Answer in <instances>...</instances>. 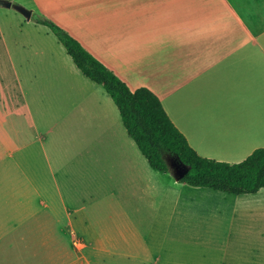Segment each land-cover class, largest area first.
<instances>
[{
    "label": "crops",
    "instance_id": "crops-1",
    "mask_svg": "<svg viewBox=\"0 0 264 264\" xmlns=\"http://www.w3.org/2000/svg\"><path fill=\"white\" fill-rule=\"evenodd\" d=\"M28 1L130 90L154 93L200 157L264 148V0ZM0 16V264H156L145 243L174 220L197 240L222 225L228 241L264 245V188L231 195L152 169L104 88L36 35L46 26Z\"/></svg>",
    "mask_w": 264,
    "mask_h": 264
},
{
    "label": "trees",
    "instance_id": "trees-1",
    "mask_svg": "<svg viewBox=\"0 0 264 264\" xmlns=\"http://www.w3.org/2000/svg\"><path fill=\"white\" fill-rule=\"evenodd\" d=\"M31 19L48 27L83 76L104 88L118 109L128 136L152 169L172 173L173 163L190 167L180 182L231 195L255 194L264 188V148L255 149L238 163L200 157L154 93L144 87L130 90L111 69L49 18L32 14Z\"/></svg>",
    "mask_w": 264,
    "mask_h": 264
},
{
    "label": "rangeland",
    "instance_id": "rangeland-1",
    "mask_svg": "<svg viewBox=\"0 0 264 264\" xmlns=\"http://www.w3.org/2000/svg\"><path fill=\"white\" fill-rule=\"evenodd\" d=\"M10 2L12 6L10 8L0 6V12L9 13L13 25L16 23L14 18L19 17L18 22L21 26L30 29L40 27L33 19H29L30 21L27 22L26 18L15 7L19 4V6L30 10L33 8L32 2L28 0H12ZM0 22L2 25L8 23L7 18L4 16H0ZM41 29L42 31L45 29L44 31L49 33V35H46L44 32L35 31L36 35L41 36L42 42L46 44L51 42L61 47V55H65L72 63L64 47L58 42L54 34L47 27ZM72 82L70 77L66 79V92H70L68 84L71 85ZM69 102L71 100L67 95V97L64 96V101L60 103L63 118H66L70 112ZM67 145L66 136L61 135L57 144V155L60 160H65L68 155V150L71 147ZM216 227L210 240L201 241L186 234L183 227L180 226V222L174 220L170 226L168 239L158 240V238H155L154 241L145 244L150 246L153 255L152 260L156 264H264L263 244L257 242L244 244L242 241H228L225 239L226 227L222 225ZM218 227L223 229L217 231L219 230Z\"/></svg>",
    "mask_w": 264,
    "mask_h": 264
},
{
    "label": "water",
    "instance_id": "water-1",
    "mask_svg": "<svg viewBox=\"0 0 264 264\" xmlns=\"http://www.w3.org/2000/svg\"><path fill=\"white\" fill-rule=\"evenodd\" d=\"M0 6H3L5 8H10L12 6V3L10 1H7V0H0ZM16 9L18 11H20L22 13V15L27 19L29 20L31 18V15H32V11L31 10H28V9H25L21 6H15ZM190 167H179V168H174L173 166V172H172V175L173 177L179 181L188 171H189Z\"/></svg>",
    "mask_w": 264,
    "mask_h": 264
},
{
    "label": "flooded vegetation",
    "instance_id": "flooded-vegetation-1",
    "mask_svg": "<svg viewBox=\"0 0 264 264\" xmlns=\"http://www.w3.org/2000/svg\"><path fill=\"white\" fill-rule=\"evenodd\" d=\"M173 166H174V168H179L180 167L179 165H177L175 163H173Z\"/></svg>",
    "mask_w": 264,
    "mask_h": 264
}]
</instances>
